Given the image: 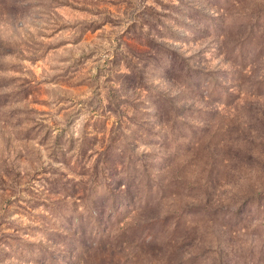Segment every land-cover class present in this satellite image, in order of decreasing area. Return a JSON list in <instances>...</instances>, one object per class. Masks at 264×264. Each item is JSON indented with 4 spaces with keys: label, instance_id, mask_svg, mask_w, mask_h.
Masks as SVG:
<instances>
[{
    "label": "rangeland",
    "instance_id": "374dc122",
    "mask_svg": "<svg viewBox=\"0 0 264 264\" xmlns=\"http://www.w3.org/2000/svg\"><path fill=\"white\" fill-rule=\"evenodd\" d=\"M0 264H264V0H0Z\"/></svg>",
    "mask_w": 264,
    "mask_h": 264
}]
</instances>
